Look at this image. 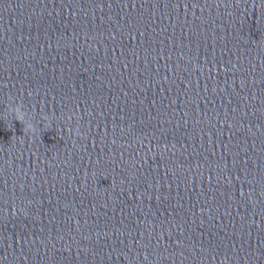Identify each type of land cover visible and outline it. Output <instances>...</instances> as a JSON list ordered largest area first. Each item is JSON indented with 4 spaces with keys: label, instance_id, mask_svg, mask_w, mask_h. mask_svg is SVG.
Listing matches in <instances>:
<instances>
[{
    "label": "clouds",
    "instance_id": "clouds-1",
    "mask_svg": "<svg viewBox=\"0 0 264 264\" xmlns=\"http://www.w3.org/2000/svg\"><path fill=\"white\" fill-rule=\"evenodd\" d=\"M28 96L31 97L32 93L29 92ZM4 111L0 113V119L7 121L9 118L18 121L23 126V133L27 136H35L42 132L41 124L43 130L51 129L53 127V120L57 119L51 113H45L41 110L39 114V119L36 118L35 107L33 106L31 110L25 105L22 99L16 98L11 94H6V100L4 102ZM61 119L67 122L66 132L71 134L73 137H82L83 133L80 130V114L67 112L60 116ZM77 121L75 126H73V121ZM218 264H228L227 257H220Z\"/></svg>",
    "mask_w": 264,
    "mask_h": 264
}]
</instances>
